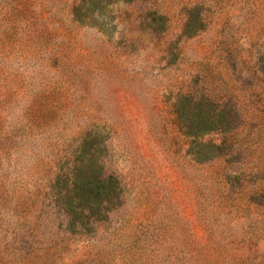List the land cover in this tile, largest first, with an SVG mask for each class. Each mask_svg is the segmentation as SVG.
Segmentation results:
<instances>
[{
    "label": "rangeland",
    "instance_id": "rangeland-1",
    "mask_svg": "<svg viewBox=\"0 0 264 264\" xmlns=\"http://www.w3.org/2000/svg\"><path fill=\"white\" fill-rule=\"evenodd\" d=\"M0 264H264V0H0Z\"/></svg>",
    "mask_w": 264,
    "mask_h": 264
},
{
    "label": "trees",
    "instance_id": "trees-1",
    "mask_svg": "<svg viewBox=\"0 0 264 264\" xmlns=\"http://www.w3.org/2000/svg\"><path fill=\"white\" fill-rule=\"evenodd\" d=\"M199 115H202L200 123H205L204 125L215 124L217 123L216 118L210 115V112H205L204 110L199 111ZM94 181L96 182V195H98V207L102 210V205L104 204H113L115 200H117L118 191L116 187L119 185V181L116 177L112 175H106L104 172L98 173L97 176L94 177Z\"/></svg>",
    "mask_w": 264,
    "mask_h": 264
}]
</instances>
